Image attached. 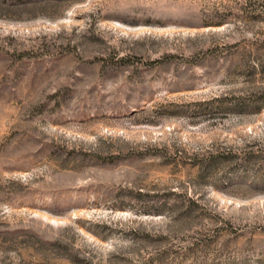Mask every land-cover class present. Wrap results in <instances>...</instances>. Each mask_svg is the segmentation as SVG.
Instances as JSON below:
<instances>
[{"label": "rangeland", "instance_id": "1", "mask_svg": "<svg viewBox=\"0 0 264 264\" xmlns=\"http://www.w3.org/2000/svg\"><path fill=\"white\" fill-rule=\"evenodd\" d=\"M0 264H264V0H0Z\"/></svg>", "mask_w": 264, "mask_h": 264}]
</instances>
